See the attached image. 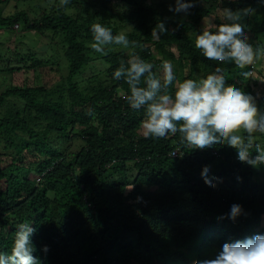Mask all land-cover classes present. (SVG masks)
<instances>
[{"label":"trees","instance_id":"trees-1","mask_svg":"<svg viewBox=\"0 0 264 264\" xmlns=\"http://www.w3.org/2000/svg\"><path fill=\"white\" fill-rule=\"evenodd\" d=\"M8 1L0 0V26L18 24L19 29L22 24L20 36L32 33L56 40L46 45L60 44L54 55L64 56L67 73L49 87L46 82L10 85L0 93V251H10L21 222L36 229L33 254L42 264H197L214 257L225 242L264 233V167L242 163L236 150L226 145L196 151L179 133L167 139L140 135L143 110L130 108L126 97H119V92L127 95L128 85L112 78L129 59L122 50L109 51V66L102 78L92 80L96 85L91 90L83 91L76 79L96 53L91 24L99 22L117 34L126 23L132 25L125 32L129 40L142 45L133 50L153 64L154 75L159 77L163 61L171 62L183 80L223 71L230 87L253 95L264 110L258 57L251 73L250 65L213 63L191 38L216 9L248 11L245 7L256 2L192 0L187 14L168 16L150 0H69L32 18L24 11L4 16L1 4ZM119 4L122 10L115 7ZM261 8L264 0L254 15L243 19L245 27L242 23L257 56L264 51ZM161 22L167 32L158 31ZM172 45L177 50L170 49ZM16 58L5 71L49 63L28 46L16 47ZM54 138H78L79 148L64 155L53 146ZM249 139L253 148L264 144L262 134ZM1 155L10 156L9 166L1 165ZM209 165L220 178L215 188L204 179ZM233 203L244 209L234 221L227 218ZM45 245L47 253L42 251Z\"/></svg>","mask_w":264,"mask_h":264},{"label":"clouds","instance_id":"clouds-1","mask_svg":"<svg viewBox=\"0 0 264 264\" xmlns=\"http://www.w3.org/2000/svg\"><path fill=\"white\" fill-rule=\"evenodd\" d=\"M68 2L60 0L61 5ZM193 6L192 0H175V6L170 5L169 11L187 14ZM251 13L252 10H229L221 14L219 17L226 22L225 26L215 30L204 27L194 32L191 38L195 48L213 63H235L240 68L251 66L257 53L242 26L243 19ZM15 25L18 29L19 25ZM90 31L91 47L97 53H104L106 47L112 45L123 49L142 47L138 42L130 41L127 33L113 34L111 28L99 22L91 24ZM158 31H168L163 22ZM142 77L145 78L143 86ZM112 78L123 79L128 85L127 95L119 92V97H126L130 108L143 110L141 128L146 138L167 139L169 135L179 133L192 150L226 145L236 150L237 159L242 163L257 169L264 167V144L256 143L253 148L249 139L256 133L264 135V110L258 108L253 95L240 87H230L229 77L223 71L199 80L177 81L173 64L163 61L162 77H158L153 74L152 63L130 51L126 64L121 63L113 71ZM213 172L212 167L206 168L204 179L215 188L220 178ZM42 176L44 173L36 179L40 180ZM243 212L242 205L233 203L227 218L234 221ZM35 231L30 223H19L10 251H0V264H42L33 254L36 251L32 241ZM42 251L47 253L48 246H43ZM197 264H264V233L225 242L214 257L200 259Z\"/></svg>","mask_w":264,"mask_h":264},{"label":"rangeland","instance_id":"rangeland-1","mask_svg":"<svg viewBox=\"0 0 264 264\" xmlns=\"http://www.w3.org/2000/svg\"><path fill=\"white\" fill-rule=\"evenodd\" d=\"M60 0H9L6 3L1 4V8L3 10V15H10L12 13H15V11H24L27 12L32 18L38 17L43 10L48 9L52 5H56L59 3ZM153 5L157 7L158 11L166 14L168 16L174 15V12L169 11V6L174 3H172L171 0H150ZM256 2L255 4H250L247 7H245L246 10H252L251 16L256 13V7L257 4L260 3L261 0H253ZM166 7H164L163 5ZM118 10H122L121 4L115 6ZM69 8L67 9V12L69 13ZM229 9L220 7L219 9H216L210 16L204 19L203 21V28H211L212 30H215L218 27H223L225 25H222L223 23L226 24V22L221 19L218 16L221 14L227 13ZM261 13L264 12V8H261ZM243 25L245 27V21H243ZM254 26L257 25V23L253 24ZM121 26V24H120ZM254 26H251L252 28ZM132 28L131 24H124L120 27V29L123 32H127ZM196 29H200L196 27ZM23 31V25L21 24L19 29H16L13 25H3L0 26V93L4 92L6 88H8L10 85H15L18 87L26 86V85H32L35 86H43V84L46 82L47 87L51 86L55 82L58 81L60 78L66 77V64L67 61L63 57H59L58 55H54L56 52L60 49V44L57 45V48H51L49 47L47 42L51 41L54 45L56 43V40L46 39L45 37H36L35 34H28L26 36L21 35V32ZM20 33V34H19ZM45 39L46 42L43 40ZM25 40V41H24ZM264 45V44H263ZM32 48L35 52L38 53V57L42 59H48L49 63H47V66L44 67H37V68H26L22 69L19 72L10 73L8 71H5L4 67L6 68L11 62L15 63L18 62L19 59L16 58V47L20 48H26V47ZM261 48V46H259ZM54 49V50H53ZM172 50H177L175 45H172L170 47ZM264 49V46H263ZM122 50L125 55L129 58V52L134 51L132 48L129 49H123L120 46L112 45L108 46L105 49L104 53H94V59H92L91 65L80 75L76 77V79L79 81L81 85V89L83 91L87 92L90 89L92 85V80L97 78H102L104 76L103 72L107 69L109 66V63L106 61V56L110 54L109 51H120ZM18 53L27 54L26 51H19ZM157 54V53H156ZM157 58H161L162 54H157ZM259 64L257 68H259L262 72V78L264 79V51L262 54H259L258 56ZM25 58V56H23ZM58 61V64L56 62ZM55 62V63H54ZM22 65V62H20ZM54 64V65H50ZM4 69V70H1ZM159 77H162V66L157 68ZM180 71L177 70L176 77L177 81H182V76ZM256 79H259L261 77H258L257 75ZM98 81V80H97ZM97 81H94L93 83H96ZM263 80H261L262 82ZM99 82V81H98ZM264 85V84H263ZM262 85V86H263ZM259 87L261 85H258ZM96 87V86H95ZM94 87V88H95ZM262 88V87H261ZM92 92V91H91ZM138 133L140 135H143V129L140 128L138 130ZM72 135V134H71ZM52 144L54 147L58 148L64 155H68L70 152H75L79 148L80 140L78 138H70L68 140H62L59 138H54L52 141ZM2 156V163L1 165L3 167L9 166L10 164V156L8 155H1ZM72 156V155H71ZM208 167H212V165H209Z\"/></svg>","mask_w":264,"mask_h":264},{"label":"built area","instance_id":"built-area-1","mask_svg":"<svg viewBox=\"0 0 264 264\" xmlns=\"http://www.w3.org/2000/svg\"><path fill=\"white\" fill-rule=\"evenodd\" d=\"M15 27H17V25H15ZM254 66H255V62H253L250 66V70L249 72L251 73L254 70ZM124 96V95H123Z\"/></svg>","mask_w":264,"mask_h":264}]
</instances>
